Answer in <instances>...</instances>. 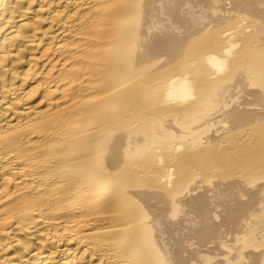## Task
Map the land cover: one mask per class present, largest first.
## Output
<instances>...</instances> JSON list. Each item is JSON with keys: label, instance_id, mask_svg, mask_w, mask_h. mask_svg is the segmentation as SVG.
I'll return each instance as SVG.
<instances>
[{"label": "bare ground", "instance_id": "1", "mask_svg": "<svg viewBox=\"0 0 264 264\" xmlns=\"http://www.w3.org/2000/svg\"><path fill=\"white\" fill-rule=\"evenodd\" d=\"M0 264H264V0H0Z\"/></svg>", "mask_w": 264, "mask_h": 264}, {"label": "rangeland", "instance_id": "2", "mask_svg": "<svg viewBox=\"0 0 264 264\" xmlns=\"http://www.w3.org/2000/svg\"><path fill=\"white\" fill-rule=\"evenodd\" d=\"M223 229H225V227ZM229 236H231V232L225 231L223 240H226ZM228 241H230V240H228Z\"/></svg>", "mask_w": 264, "mask_h": 264}]
</instances>
